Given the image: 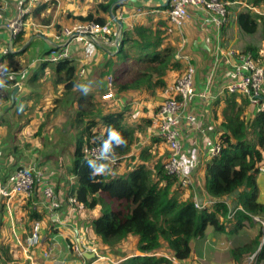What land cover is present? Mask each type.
Listing matches in <instances>:
<instances>
[{"label":"trees","instance_id":"1","mask_svg":"<svg viewBox=\"0 0 264 264\" xmlns=\"http://www.w3.org/2000/svg\"><path fill=\"white\" fill-rule=\"evenodd\" d=\"M116 2L118 0H102L93 10L75 19L104 23ZM47 4L54 5L55 0H48ZM38 8L33 16L43 17L40 11L43 8ZM144 13H148L147 23L135 22L131 28L123 30L122 46L109 63V73L115 76L114 99L127 94L154 97L172 81L170 76L184 72L183 63L176 58L175 45L166 43L177 32L168 14L167 19L155 20L149 16L152 11ZM259 16L257 19L243 16L239 23L240 35L245 43L253 39L264 49V15ZM56 26L60 33L61 25ZM260 44L250 41L242 46V51L259 63ZM85 75L79 76V66L73 60L55 63L52 69L55 83L63 88V101L70 100L77 105L70 121L79 130L78 149L70 168L75 181L68 195L76 198L75 207L82 212L98 209V213L87 220L104 251L123 256L118 264H184L192 257L195 241L206 239L209 232L243 233L252 238L231 248L235 264H246L253 255L255 264H264V227L254 219L256 216L264 219V204L257 201V178L259 168L264 165V110H252L247 97L226 96L221 111L224 131L218 138L221 151L210 158L205 167L206 192L212 202L198 207L192 187L183 188L176 177L165 172L168 153L167 156L152 154L143 149L137 157L130 156L137 142L135 133L142 125L133 128L127 123L130 107L108 108L107 102L114 99H104V93H92L86 98L82 91ZM8 84L15 86L16 81L9 80ZM19 110L22 112V107ZM56 110L54 106L50 113ZM150 123L146 120V125ZM40 129H44V124H40ZM114 133L117 138H113ZM93 145H100L113 161L86 158L84 148ZM135 159L140 163L133 166V162H126ZM121 163H130V170L118 171ZM0 176L2 181L6 179L1 173ZM35 195L23 206L24 226L28 232L32 231L35 221L45 219L34 205ZM132 240L136 248L128 255L122 250ZM15 261L9 247L3 248L0 264H15Z\"/></svg>","mask_w":264,"mask_h":264},{"label":"crops","instance_id":"2","mask_svg":"<svg viewBox=\"0 0 264 264\" xmlns=\"http://www.w3.org/2000/svg\"><path fill=\"white\" fill-rule=\"evenodd\" d=\"M224 1L230 3L229 9L231 11L230 20L227 25L225 24L226 26L224 25L219 29L208 20L209 15L205 12L199 9L189 8L190 19L188 23L181 31L175 29L177 33H179V36H181L180 46L182 43L186 44L185 51L192 56L193 62L197 68L195 86L197 92L206 94L209 93L207 98L197 97L186 108L179 123L183 152L185 156L189 158L193 156L197 160V167L194 170L193 185L191 187L194 190V195L199 200V203H203L206 206L211 204L212 198H210L206 192L205 167L211 158L210 151L214 146L218 145V138L224 131L222 126L221 111L225 106V99L228 94H226L223 90L225 84L227 83L228 75L232 70L231 67L225 66L222 62L215 66L216 50L219 47L226 48V42L231 44L233 41L232 39L236 36L235 27L237 23H240L242 17L245 15L251 17L253 15L252 11L257 10L260 5L259 0ZM56 2L57 0H55V3ZM115 5H120V7L116 8L114 7ZM168 6L169 0H118V2L111 7L106 21L109 20L111 13L123 14L126 19L120 20L122 22V26H120L117 22L114 23L111 31L112 37L114 38L118 35L122 39L124 29L131 28L135 22L147 23L144 21H147L148 17L146 15L148 13L146 14L144 12L152 11V15L149 16L154 17L155 20L167 19L168 9L166 10V8ZM38 7L43 8L42 10L40 9L41 15H43V17H41L42 21L38 23V25L32 23L33 20L36 21L32 12L29 16L30 18L28 24L23 30V38L21 37L20 42L17 43H14L16 39L11 43V34L5 27L6 23L11 22L16 16L15 0H6L0 8V53L4 49H9L7 54L2 55L5 69L9 74L8 81H16V85L20 86V90L15 96V103L12 102L11 94L16 85L11 86L10 84H8L7 87L6 97L0 101V173L3 177H6L3 181L5 182L8 176L16 169L27 166L34 154L33 156L37 163V167L39 165L41 167L38 168L43 169L44 166L46 167V169L44 168V171L47 172H45L46 175L53 181L55 191L63 200V205L58 212L50 213L45 207L41 194L38 192L36 193V208H38L45 218L44 221H41L42 242L38 247L27 251L24 249L22 243L24 238L27 236V231L24 226L23 207L22 211L18 212L16 201H12L9 213L6 200H3L0 197V240L4 237L6 239H10L12 242V244H8L7 247H9V253H11L13 258L16 260L14 262L15 264H116L109 258V256H111L109 252L101 250L100 247L99 252L101 256L105 257L104 260H100L95 257L93 253L91 254L85 252L83 253V256H80L75 251V246L80 247L81 244L91 245L89 240L85 238L86 235L80 230V228L82 229L83 227H88V220L79 209L75 212H70L71 206L68 203V199L66 201V198L68 196L70 197V195H68V188H65L66 190L64 188L59 189L56 182L57 172H52L50 176L48 174L51 171L48 169L49 164L52 163L50 156L53 155V152L49 150L51 141L53 138H66L64 143H68L67 151L70 156L69 161L66 163L68 170L65 171L66 173L64 172L65 176H62L68 177V175L71 174V178H75V176L70 172V168L73 165L75 154L78 149L79 130L77 129V125L75 123H70V119L69 126H73L71 129H74V134L73 136L68 135V128L66 127L65 120L60 121V123L56 122V117L61 115L60 113L57 112L53 115L38 113V110L41 108L40 106H36L40 103L39 100L41 102L48 101L51 108L57 106L61 100L60 96L62 95L63 88L61 89L62 91L57 90L59 91L57 92L54 90L53 86L39 87L41 86L40 83L48 77H46L47 70L42 75V78H35L32 80L34 71L32 72L30 69H27L25 65H23L26 64L24 58L26 57L27 51L33 44V41L35 40L34 38H39L43 52V55L37 59L39 63L42 57H45L51 49L53 38L58 33L56 31V25L60 24L63 26L65 23L64 19L60 22H56L54 20L55 18L52 16H49V20L47 19L45 21L44 19L48 18L47 9L49 7L46 8V6H43L40 3L35 6L34 11L37 10ZM35 25L40 27L39 34H33V30L35 31L33 26ZM71 49L74 55L73 61L75 64H77L80 69L84 66L87 70V74L85 76L86 78L84 77V79H82V91L85 92L86 98H88L92 93H96L97 95L105 93L107 89L108 77H115L113 74L109 73V63L111 60L115 59V55L117 54L114 47L102 41L99 44L93 45L88 50L81 49V44L79 43H73L71 45ZM31 62L33 63L35 61ZM212 69H215V73L213 75H211ZM177 76L178 73L170 76L169 79L173 81ZM87 77H89V79H87ZM172 81H169V83ZM50 95L52 96V99H50ZM120 96L117 99L118 104L116 105L118 110H125L126 107H130L128 109L129 116L130 114H136V117L134 118H127V123H129L133 128L138 125H142L140 130L135 133L137 142L133 147L130 156L133 155L134 157H137L143 149H148L152 154H166L167 156V146L159 137L156 136L155 132L156 124L154 114L156 107L162 101V92L158 93L154 97L149 96L145 98H141L135 94ZM37 97L39 98L38 100H36ZM62 102L63 99L61 103ZM63 103L64 107H62V109L67 108L69 110H73L76 107V103L73 104L70 100ZM20 107L23 109L22 112L19 110ZM35 107L36 110L33 115L31 111L34 110ZM189 115L196 117V123H191L189 121ZM39 118L42 119V122H39V124L37 123L38 128L31 130L32 127H35L37 122L36 120ZM46 120L49 122H45ZM146 120L151 122V125H146ZM40 124H44V129H40ZM47 124L55 128L52 135L45 131ZM42 131H44L42 138L47 139L48 151H51V155H49L47 159L45 158V160L43 158L41 160L44 148H38L39 145L35 141V137L41 135ZM57 134L60 135L57 137ZM68 137L73 139H69ZM24 138H32L28 140V142L32 141L31 145L25 143ZM85 140L88 141L87 139ZM56 150H61V147H57ZM126 162H133V166L140 163L138 159L132 161L126 160ZM124 163H121L119 165L120 167L117 169L118 171L121 170L122 173L129 171L131 168L130 165H128L130 163ZM58 173L64 174L62 171ZM73 183L74 182H71V184H69V188ZM257 183L259 188L257 201L264 204V174L258 175ZM8 214H10L12 224H10ZM50 214H56V217L53 215V218ZM18 217L22 218V221H20ZM48 218H50L51 222H49ZM50 227L52 229H50ZM18 237L21 238L22 242H18L17 244V241H19ZM207 238L209 240L208 242H205L204 240ZM250 238H252L251 235L243 233L234 234L228 238L226 234L209 232L206 239H198L195 241L193 254L189 261L192 260L193 255L196 259H198L196 256V248H198L200 252H204V254L206 253V248L209 252L215 253L216 264H226L228 260H220L221 258L226 257L224 250L221 248H213L210 245H217L220 247L225 241L233 239L232 241L237 244L234 246L238 247L248 239L250 240ZM197 242L200 245H197ZM14 245L15 247L12 248ZM0 249V253L3 254V246H0ZM47 253L49 254L48 257L45 256ZM116 255L120 254L116 253ZM229 263L235 264V261H229Z\"/></svg>","mask_w":264,"mask_h":264},{"label":"built area","instance_id":"3","mask_svg":"<svg viewBox=\"0 0 264 264\" xmlns=\"http://www.w3.org/2000/svg\"><path fill=\"white\" fill-rule=\"evenodd\" d=\"M48 0H15L16 16L6 23L5 27L11 34V43L19 36V34L27 26V18L34 11L38 4L47 2ZM1 5L6 0H0ZM230 3L224 0H169L167 14L170 23L181 31L190 19L189 8L202 10L209 15V21L217 28H222L230 20ZM1 8V7H0ZM108 21L99 23L95 21L77 22L72 26H64L60 33H57L51 45L50 51L41 61L49 63H58L63 60H73L74 55L71 49L73 43L81 44V49L88 50L95 44L104 41L106 44L113 46L118 52L122 46L120 36L112 37V26L116 22L115 19L124 20L123 14L111 13ZM132 17V16H131ZM186 44L182 43L176 58L186 64L182 74L177 76L162 90V101L156 107L154 114L155 132L167 146L168 157L165 162V172L178 179V183L183 188L193 185V174L197 167V160L185 156L181 144V131L179 128L180 119L186 108L197 98H207L206 93H199L196 90L197 68L193 62V58L185 51ZM9 49H4L0 53V101L7 95L8 72L4 68L2 55L7 54ZM215 66L223 63L232 70L228 75L227 83L224 86V92L228 95H237L247 97L251 105L257 112L264 110V66L259 64L248 53L240 52L235 47L222 48L219 47L215 54ZM215 73L212 69L211 75ZM86 74V68L83 66L79 71V76ZM104 98L114 99V77L109 76L107 79V89ZM191 123H196L197 119L193 115L188 117ZM221 146L216 145L210 151V156L219 155ZM86 158L91 160H110L100 145L85 147L83 150ZM260 174H264V165L259 168ZM41 194L46 209L50 212H58L63 205V200L57 195L53 181L46 175L45 171L37 167V163L32 155L27 166L19 167L10 174L5 182L0 176V196L6 199L8 209L11 208L12 201L17 203V211L21 212L24 203L36 194V189ZM197 206L202 207L204 204L199 203L195 197ZM77 200L74 196L68 198L71 206L70 212H75V204ZM35 207L37 203L35 202ZM55 215L56 214H50ZM51 217V216H50ZM54 218V216H53ZM18 219L22 221V218ZM255 221L261 223L264 227V219L258 216L254 217ZM42 222L35 221L32 231L27 233L23 243L25 250L29 251L38 247L42 242ZM264 242V241H263ZM75 251L83 256V253H93L95 257L103 260L105 257L100 255L96 246L80 245L75 246ZM46 257L49 256L47 253ZM103 258V259H102ZM252 261H256L255 255L251 257ZM176 264H179L176 262Z\"/></svg>","mask_w":264,"mask_h":264},{"label":"rangeland","instance_id":"4","mask_svg":"<svg viewBox=\"0 0 264 264\" xmlns=\"http://www.w3.org/2000/svg\"><path fill=\"white\" fill-rule=\"evenodd\" d=\"M98 2H102V0H57V2L54 5H50V6H49V4L46 5V2H44L42 5L43 6H46V8L49 7L47 9V12H48V15L47 16L48 17L49 16H52L53 18H55L54 20L56 22H60L63 19L65 20L64 25L62 24L63 26H61V30H62V28L64 26H66V25L67 26L68 25L69 26H72L74 23L79 22V21H77L75 19V17L77 15H79V14L86 13L88 10H93L95 4L98 3ZM252 14L253 15L251 17H253L255 19H257L256 17L260 18L259 15H264V2H263V4H260L258 6L257 10L252 11ZM29 18L30 17L27 18V21H29ZM47 19H49V18H45L44 20L46 21ZM35 20L36 21H34V20L33 21L31 20V21H32V23H35L36 25H38V23H40L42 21L41 17H35ZM144 22H147V21H144ZM36 25L33 26L34 29H35V31L33 30V32H34L33 34H39V32H40L39 31L40 27L39 26H36ZM235 30H236V36H234L235 38L232 39L233 41L231 42V44L226 42L225 46H227L229 48L230 47H235L237 50H240V52H244V51H242L243 50L242 46L247 45L250 41H252L254 43H257V44H260L259 42H256V41H254L252 39L253 36H248V38L249 39H252V40H250V41H248V42L245 43L244 42V39L245 38L242 35H240V25H239V23H237V25L235 27ZM23 35H24V32L21 34L20 37H17L16 38V40L14 41V43L20 42V39H21V37L23 38ZM34 39L35 40L33 41V44L31 45L30 49L27 51L26 57L24 58L25 61H26V64H23V65H25L26 68L27 69H30L32 72L34 71L33 72V78H32V80H34L35 78H40L42 76L43 72L47 70L46 71L47 72L46 73V77L47 76L48 77L45 80L42 79L44 83L41 82L40 83L41 86H39V87H42V86L52 87L53 86V88H54L55 91L61 90L62 89L61 84H58L57 85L55 83L54 78L52 77V69L55 67V64L54 63H49V62H44V61H40L38 63L37 59L43 55V52H42V49H41V41H40V39L39 38H34ZM166 41H167L166 42L167 44L169 43V44H171L173 46L175 45V48H176L175 54H177L178 51H179L180 42H181V36H179V33H177V32L174 33V35L172 37H170L169 40H166ZM260 48L261 49H260L259 52H260V55H261L262 58H260L261 59L260 60L261 62L259 61V64L262 63V65L264 66V49L262 48V44H260ZM43 58H44V56L42 57V59ZM31 61H35V62L32 63ZM182 63H183V67H184V70H185L186 64L184 62H182ZM3 64H4V61H3ZM25 66H23V67H25ZM4 68H5V66H4ZM79 71H80V68H79ZM87 79H89V77H87ZM40 84H38V85H40ZM57 92H59V91H57ZM63 98H65V96L64 95H61L60 96V99L61 100H60V102L56 106V109H57L56 112H51L50 113L51 107L48 104V101L41 102L39 100L40 103L37 104L36 106H40L41 107L38 110V113H42V114L47 113L49 115L50 114H56L57 112L60 113L61 115H59L58 117H56V122L57 123H60V121L65 120L66 127L68 128V132L67 133H68V135L73 136L74 129H71V128H73L72 125L69 126V120L71 119V117H73L74 111L69 110L67 108L66 109L65 108L62 109V107H64V103H63L64 101L61 103V101H62ZM38 99L39 98L37 97L36 100H38ZM50 99H52V96L51 95H50ZM117 101H118L117 99H114V101L111 100L109 103L107 102L108 105H106V106L108 108H111L112 110H116L117 109V107H116ZM251 108H252V110L255 109L253 106ZM35 110H36V107H35L34 110L31 111L33 115H34V111ZM73 110H76V109H73ZM130 117L134 118V117H136V114L135 115H131L130 114ZM41 118H39L38 120H36L37 121L36 122V125H35V127H32L31 130H34V129L38 128L37 127V123L39 124V122H42V119ZM45 122H49V121L46 120ZM132 124H135V123H132ZM54 129L55 128L51 127V125L47 124L45 131L52 135V133L54 132ZM43 133H44V131L41 132V135L35 137V141L39 145L38 148H40V147H42V149L44 148L43 153H42L41 160H42V158L44 160H45V158L47 159L49 157V155H51L50 152L51 151L53 152V155L50 156L51 157V160H52L51 161L52 163H50L49 164V167H48V169L51 170V171L48 174L50 176V174L52 172H57V175H56L57 176V178H56L57 181L56 182H57V184L59 186V189L60 188L61 189H63V188L64 189L65 188L67 189L68 188L67 190H69V184H71V182H74L75 181V178H71L72 177L71 174H69L68 177H64L65 176V173H66L65 171L68 170V167H66L67 166L66 163H67V161H69V156H70L69 153H68V151H67L68 150L67 149L68 143H66V142L64 143V141H65L66 138H59L58 136L60 134H57V137L58 138H56V139L53 138V140L51 141V146L49 147V150H51V151H48L47 139L46 138H42V135H44ZM68 138L69 139H73L71 137H68ZM7 139H9V138H7ZM30 139H32V138H24V142L25 143H28L29 145H31L32 141L31 142H28V140H30ZM57 147H61V150H56ZM54 150H55V152H54ZM38 161H39V159H38ZM118 167H120V166H118ZM44 168L46 169L45 166L43 167V169L42 168L41 169L44 170ZM60 171H62L63 173L65 172V173L64 174L58 173ZM62 175H64V176H62ZM36 190H39V188H37ZM74 209L76 211L77 210V207H75ZM8 212L10 213V209H8ZM82 213L88 219V217L90 218L92 215L98 213V209L95 210V211H93V212H87V211H85V212H82ZM82 213H81V215H82ZM8 215H9L10 224H12V220L10 218V214H8ZM258 217L261 218L260 216H258ZM258 227H261V226L258 224ZM262 227H263V225H262ZM80 230L83 232V234L86 235L85 238H87V240H89V243L92 246H96L98 248V250H99V247H100V249L104 251V246L98 244V238L93 235V232L90 229L89 225H88V227H83L82 229L80 228ZM27 233H29V232L27 231ZM224 234H226V233H224ZM85 235H83V236H85ZM226 235H227L228 238L231 237L230 234H226ZM18 240L21 241V238L18 237ZM208 240L209 239L207 238L204 241L205 242H208ZM232 240L225 241L224 243L221 244L220 247H218L217 245H214V246L213 245H210L213 248H216V249L221 248L222 250H224V252H225L224 254L226 255V257L225 258H221L220 260H228V262L226 264H230L229 261H233V258L231 256L230 250H231L232 247H234V245L236 246L237 244L234 243ZM204 241H202V242H204ZM262 241H264V236H263V240ZM8 244H12V242L10 241V239H6V238L2 237L1 240H0V246H3V248H6V246H8ZM17 244H18V241H17ZM197 245H200V244H198V242H197ZM14 247H15V245L12 246V248H14ZM135 248H136L135 247V242H134V240H132L130 243L126 244L123 247V250L122 251H125V253L126 254L128 253V255H129V254L133 253V251H135ZM196 249H197V255L196 256L198 257V259H196L194 257V255H193L192 260L189 261V262H187V263H184V264H216L217 263L214 252H209L205 248V252L206 253L204 254V252L203 253H202V251L200 252V250H198V248H196ZM2 255L3 254L0 253V256H2ZM110 255L111 256H109V258L113 262H115L116 264H118V262H120V261H122L124 259V257L123 256H120V255H116V254H112V253ZM112 255H114V256H112ZM205 256L208 257V258H206ZM251 257L249 258V260L247 261L246 264H255L254 261L251 260Z\"/></svg>","mask_w":264,"mask_h":264},{"label":"water","instance_id":"5","mask_svg":"<svg viewBox=\"0 0 264 264\" xmlns=\"http://www.w3.org/2000/svg\"><path fill=\"white\" fill-rule=\"evenodd\" d=\"M115 20H116V22H117L120 26H122V22H121L120 20H118V19H115ZM19 90H20V86H19V85H16V86L14 87V90H13L12 94H11V98H12V102H13V103H15V96L17 95V93L19 92Z\"/></svg>","mask_w":264,"mask_h":264},{"label":"clouds","instance_id":"6","mask_svg":"<svg viewBox=\"0 0 264 264\" xmlns=\"http://www.w3.org/2000/svg\"><path fill=\"white\" fill-rule=\"evenodd\" d=\"M113 138H117L116 134L114 133Z\"/></svg>","mask_w":264,"mask_h":264}]
</instances>
